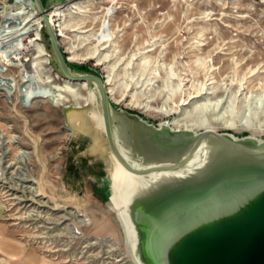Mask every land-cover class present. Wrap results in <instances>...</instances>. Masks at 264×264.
I'll return each mask as SVG.
<instances>
[{"label":"bare ground","instance_id":"1","mask_svg":"<svg viewBox=\"0 0 264 264\" xmlns=\"http://www.w3.org/2000/svg\"><path fill=\"white\" fill-rule=\"evenodd\" d=\"M126 1V7L122 8L120 0H65L47 10L48 21L56 33L59 46L64 49L66 60L93 62L103 71L102 82L110 101L117 104L124 101L126 106L133 109L166 117V124L174 130L186 133L206 129L238 130L260 140L259 136L264 134V84L259 81L257 85H250L243 81L244 76L241 75L215 77L216 64L212 52L219 45L215 43L212 50L204 52L209 38L205 35L206 25L217 19L213 13L208 9L199 11L197 19L203 21L204 25L199 26L188 39L189 45L185 47L192 53L188 55L189 60L181 63L184 73L180 74L174 69L175 61L181 56L178 46L182 42L177 37L174 54L167 61H161L165 51L164 44L160 43L163 39L161 32L168 26L169 19L161 18L163 20L155 22L158 29L154 33L145 23L149 38H142L137 43L138 35L132 30L130 43L133 44L124 47L122 32L137 24L129 23L127 12L139 15L153 13L158 0L142 1L143 5H138L136 0ZM162 1L173 5H219L221 9L226 5H253L252 0ZM92 8L97 10L93 12ZM42 26V17L35 9L28 8L18 0H0V78L8 79L11 83L3 82L4 87L0 86V124L4 123L9 129L8 136L0 133V192L7 193L8 201L17 199V203H23L24 207L27 205L26 208L34 210L35 207L45 206L47 214L35 211L27 216L30 217L28 220L53 225L50 229L56 233L41 237L46 241L66 238L68 243L65 245L68 247L75 240H80L75 264H144L135 253L137 230L130 212L143 203L141 196L152 194L149 203H154L166 192L157 193L166 184L169 175L180 174L185 167L170 172L137 175L114 162L111 170L114 195L111 201L125 207L122 217L128 231L131 255L120 250L113 236L101 237L98 233L86 235L82 228L91 227L92 218L79 210L78 206L59 207L57 198L44 185V165L52 177H58L63 151L71 135H90L94 150L102 152L106 149L104 137L100 134L103 130L101 106L98 100L97 105H92L94 97L87 82L64 78L49 67L48 52L42 42ZM238 63L233 61V69ZM12 67L17 68V75L11 74ZM255 68H249V71ZM13 95L24 108L20 115L28 117L37 128L32 132L33 137L41 140L39 150L36 140H29L26 130L16 123V114L13 113L15 104L9 99ZM61 106L67 107L62 118L65 124L54 126L50 121L51 112ZM129 132L128 129L126 134L130 154L124 153L125 156L137 167L147 165L142 155L134 150ZM13 144L18 151L9 160L7 157L11 149L7 152V148ZM201 145L203 149L216 147L218 143L205 140ZM180 148V145L169 146L161 156H170ZM6 174H14L16 185L24 191V196L16 194L18 191L15 187L6 185V179H10ZM46 183L50 184L49 181ZM14 203L10 202L9 205ZM54 213H60L61 218H51L50 215ZM24 217L20 216L22 219ZM3 240L5 242L4 245L0 242L1 247L20 249V244L12 243L9 238L3 237ZM41 264L58 263L42 258Z\"/></svg>","mask_w":264,"mask_h":264},{"label":"water","instance_id":"2","mask_svg":"<svg viewBox=\"0 0 264 264\" xmlns=\"http://www.w3.org/2000/svg\"><path fill=\"white\" fill-rule=\"evenodd\" d=\"M33 3L42 17L57 72L92 85L112 160L137 175L185 167L180 174L169 175L157 191L166 192L154 203H149L152 194L141 196L143 203L130 212L137 230L138 259L144 264H264V138L211 129L186 133L166 123L154 126L127 111L116 114L119 136L102 77L70 68L47 10L41 0ZM128 129L134 150L147 165L135 166L119 147ZM205 140L218 145L202 149ZM179 145L177 152L161 156L169 146Z\"/></svg>","mask_w":264,"mask_h":264},{"label":"rangeland","instance_id":"3","mask_svg":"<svg viewBox=\"0 0 264 264\" xmlns=\"http://www.w3.org/2000/svg\"><path fill=\"white\" fill-rule=\"evenodd\" d=\"M9 1L11 2L13 0ZM18 1L26 4L28 8L34 9L33 0ZM142 1L144 2L146 0H136V3L138 5H143ZM60 2L64 1L41 0V3L46 10H49L53 5ZM246 2L250 1L248 0ZM252 2L253 5H226L224 9H221L219 5H179L177 3L173 5V3L165 4L162 0H158L155 4L156 9L153 13H142L139 15L137 13L132 14L131 12H127V10L126 12L130 17L129 23L137 24L134 27H132V25L129 26L126 31L122 32L124 47L126 48L128 45L132 46L133 44V42L130 43L133 33L132 30H135L139 36H137L135 41L137 43L142 38H149L148 33L145 31V23L149 26L150 32L154 33L158 29V24L156 25L155 22L161 21L164 18L165 20L169 19L167 22L168 26L161 32L163 33V39L160 43L164 44L165 50L163 51L161 61H167L172 57L177 47L175 46V40L177 37L182 42V45L179 44L178 46L181 56L175 61L174 69L176 68L175 70H178L177 72L183 74L184 72L181 63L189 60L188 55H191L192 53V51L185 46L189 45L188 39L194 35L197 28L204 25L203 21L197 19L199 11L208 9V11L213 13V17H216L217 19L209 21L210 25H206L207 30H205V35L209 38L207 39V45L204 46V52L212 50L215 43L219 45V47L212 52V58L216 64L215 77L219 78L220 76L223 77L228 74H234L235 77H239V75L244 76L243 81L250 85H257V82L259 81L264 84V1L252 0ZM120 3L123 5V8L126 7L127 1L120 0ZM91 10L94 12L97 9L92 8ZM141 16L143 17L142 19L140 18ZM151 23L155 24L152 25ZM41 34L42 42L46 45L48 52L49 67L53 72H56L58 71V66L55 62L47 35L43 28L41 29ZM121 42L120 38L119 43L121 44ZM158 45L159 43H157V46ZM60 48L62 52H64L61 45ZM234 60L239 63L236 67L234 66L233 69ZM68 63L70 68L75 72H87L100 77L103 76L102 69L95 66L93 62L68 61ZM254 67H256L254 71H249V68ZM161 70L162 69L160 68V73L163 72ZM233 70L235 71L233 72ZM10 72L11 74L17 75V68H10ZM0 75H2V73H0ZM3 82L11 85L8 79L5 80L0 78L1 88L4 87L2 86ZM88 85L89 90L94 97L92 105H97V98L94 89L92 85ZM9 99L13 100L12 102L15 104V111L13 113L16 114L15 118L17 125L21 129L23 128L26 130L27 138L29 140H31V138L36 140L39 150L42 146L41 140L33 137L32 132L36 127L33 126V123L28 117L24 118L23 115H20V112H22L24 108H22L20 103L16 101L14 95ZM158 101L159 99L157 97L156 102ZM110 102L115 113L114 122L119 136H122V133L118 126L119 122L117 121L116 114L121 111L136 114L141 119L154 126L166 123L168 120L166 117L158 114L142 112L133 109L130 106H126L124 101H121L118 104L114 103V101ZM66 110V106H61L57 111L54 110L51 112L50 121L54 126L65 124L62 118L65 116ZM217 131H226L237 137L249 135L248 132L238 130L217 129ZM0 133H5L6 136L9 135V129L4 123L0 124ZM100 134L102 135V133ZM259 138H264V134L259 136ZM10 146L11 147L7 148V152L11 149L7 158L12 160L18 149L14 144ZM120 148L124 153L130 154V143L127 134L123 136V143L120 145ZM113 163L114 161L107 149L102 152L93 149V138L90 135H71L68 140L67 148L63 151V160L58 177H52V175L49 174L47 166L44 165L43 181L48 191L57 198L60 208L75 205L78 206L79 210L85 212L92 218L93 225L87 229L82 228L86 235L98 233L101 237L113 236L119 243L120 250L131 255L128 231L122 217V206H117L111 201V197L114 195V188L111 180ZM47 181H49L50 184L46 183ZM5 199L4 195L0 192V201L4 205L3 216L0 217V242L2 245H4L5 242L3 237L9 238L12 243L22 245L24 252L33 253L38 258L42 257L49 262H56L58 264H75V258H78V255L75 256V254L79 250V246H81L80 240H75L74 243H71L68 247L65 245L68 243L66 238H52L46 241V239L41 237L55 234V230L53 231L50 229L53 225L42 224L43 221L41 222L40 220L36 222L28 220L30 217L27 216L35 213V211L39 213L41 212V214H47L45 206L39 208L35 207L33 210L31 207L26 208L27 205L24 207L23 203H21L24 207L23 208L21 204L17 203V199L12 201ZM10 202H15L16 205L14 203L12 207L9 205ZM59 214L60 213H54L51 214L50 217L56 220L61 218V215ZM20 216L25 217L22 219ZM39 224L44 225L45 228H38L37 226ZM61 227H63V225ZM66 248L68 250H64ZM15 250L18 251L17 249ZM15 250H8L7 248L0 246V264H24L21 257H16Z\"/></svg>","mask_w":264,"mask_h":264},{"label":"crops","instance_id":"4","mask_svg":"<svg viewBox=\"0 0 264 264\" xmlns=\"http://www.w3.org/2000/svg\"><path fill=\"white\" fill-rule=\"evenodd\" d=\"M3 211H4V205L2 204V202L0 201V217L3 216ZM20 249H17L18 251H16V257H21L23 259L24 264H28V263H38L41 264L42 261V257H36L35 254L30 253V252H24L23 246L19 245ZM22 264V263H20Z\"/></svg>","mask_w":264,"mask_h":264},{"label":"built area","instance_id":"5","mask_svg":"<svg viewBox=\"0 0 264 264\" xmlns=\"http://www.w3.org/2000/svg\"><path fill=\"white\" fill-rule=\"evenodd\" d=\"M16 167H17V165H16ZM11 172V171H10ZM17 172H19V171H17ZM7 176H9V178L10 179H6V185H9V186H11V187H15V189L18 191V192H16V193H20V195H22V196H24V191H21L20 189H19V187L16 185V179H14V174H6ZM16 177H17V175H15ZM9 183H11L12 185H10ZM15 183V184H14ZM18 184V183H17ZM22 193V194H21ZM3 195H4V198H6L5 200H7V197L8 196H6V194L7 193H2Z\"/></svg>","mask_w":264,"mask_h":264}]
</instances>
